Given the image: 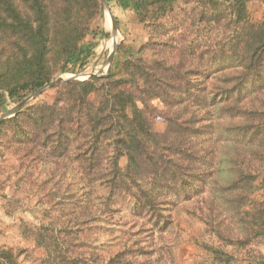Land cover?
<instances>
[{
  "label": "trees",
  "instance_id": "trees-1",
  "mask_svg": "<svg viewBox=\"0 0 264 264\" xmlns=\"http://www.w3.org/2000/svg\"><path fill=\"white\" fill-rule=\"evenodd\" d=\"M106 1L131 12L147 40L121 41L106 75L60 81L0 128L14 126L20 144L75 166L111 199L130 198L160 233L171 225L164 208L189 204L227 245L264 239V14L253 20L250 0ZM100 14L99 0H0V113L81 70ZM52 240L50 253L37 235L40 264H80ZM127 255L108 264H146ZM15 256L0 247V264H17Z\"/></svg>",
  "mask_w": 264,
  "mask_h": 264
},
{
  "label": "rangeland",
  "instance_id": "rangeland-1",
  "mask_svg": "<svg viewBox=\"0 0 264 264\" xmlns=\"http://www.w3.org/2000/svg\"><path fill=\"white\" fill-rule=\"evenodd\" d=\"M107 6L117 26V46L123 40L134 47L147 40L131 12L123 11L114 1ZM248 9L251 18L259 20L264 0H250ZM104 14L101 9L92 24L96 39L92 57L81 70L61 77L92 69L105 75L113 44L104 45L112 38L111 22L105 26ZM96 60L94 69L91 65ZM50 96L51 91H45L40 100ZM164 129L165 123H155L156 132ZM15 132L12 125L0 128V247L12 249L17 264H40L46 255L35 243L40 232L45 234L50 253L55 239L61 253L77 258L80 264H108L110 257L124 251H128L126 257L146 264H221L214 258V249L231 254L234 260L230 264L264 262V239L254 240L246 248L227 245L210 235L189 204L165 207L171 225L160 233L146 217L134 213L130 198L119 195L111 199L102 189L83 181L75 166L68 162L55 166L33 147L20 144ZM125 165L122 159L120 166ZM262 196L255 194L258 199Z\"/></svg>",
  "mask_w": 264,
  "mask_h": 264
},
{
  "label": "water",
  "instance_id": "water-1",
  "mask_svg": "<svg viewBox=\"0 0 264 264\" xmlns=\"http://www.w3.org/2000/svg\"><path fill=\"white\" fill-rule=\"evenodd\" d=\"M99 3H100L103 14L105 12H107L109 14L110 22H111V34H112V38L114 40L113 49H112V51H111V53H110V55L106 61V64H107V71L105 73V75H106L109 71V67L112 63V59H113V56L115 53V49L117 47L116 34H117L118 30H117V26L115 24V21L109 12L106 0H99ZM103 36H104V34H103ZM96 62H97V60L95 62H93L91 66L93 67ZM92 76H102V73H101V71L94 72L92 69L90 72H86V70L80 71V72L76 73L75 75H73L69 78H63L61 76L55 78L54 80L44 84L42 87H40L39 89L34 91L31 95H29L28 97H26L25 99H23L19 103L15 104L10 110H8L6 113L1 115L0 116V123L6 119L13 117L17 112H19L22 108H24L28 103H30L31 101H33L34 99H36L37 97L42 95L45 91H48L49 89H51L56 83H58L60 81H66V80L83 81V80H86Z\"/></svg>",
  "mask_w": 264,
  "mask_h": 264
},
{
  "label": "bare ground",
  "instance_id": "bare-ground-1",
  "mask_svg": "<svg viewBox=\"0 0 264 264\" xmlns=\"http://www.w3.org/2000/svg\"><path fill=\"white\" fill-rule=\"evenodd\" d=\"M106 18H107V21H106ZM110 23V17H109V14L107 13V12H105V14H104V24H105V26H106V24H109ZM107 42V41H106ZM104 43V45L105 46H107L108 44H113L114 43V40H113V38H111L107 43ZM104 48V47H103ZM94 69H96L95 68V66H94ZM98 69V68H97Z\"/></svg>",
  "mask_w": 264,
  "mask_h": 264
}]
</instances>
